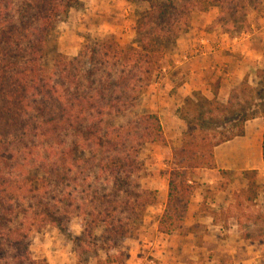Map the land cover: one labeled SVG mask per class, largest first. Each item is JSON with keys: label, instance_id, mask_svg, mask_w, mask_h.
I'll return each instance as SVG.
<instances>
[{"label": "trees", "instance_id": "trees-1", "mask_svg": "<svg viewBox=\"0 0 264 264\" xmlns=\"http://www.w3.org/2000/svg\"><path fill=\"white\" fill-rule=\"evenodd\" d=\"M77 1L0 0V264H48L31 255L29 241L36 225L51 224L70 236L74 217L88 238L102 226L110 237L124 238L155 204L138 181L139 153L145 144L167 141L159 114L141 115L135 127L139 133L133 137L128 127L110 135L102 125L110 111L135 105L162 69L166 37L157 32L174 37L186 24L181 16L167 31L160 24L149 29L141 23L137 47L96 42L71 58L58 53L48 70L50 36ZM244 1L198 0L182 11L190 15L205 4L219 5L218 23L224 25L230 16L244 30L250 6ZM171 7L170 1L160 14ZM253 91L259 93L258 100ZM217 94L216 89L213 98L193 92L177 109L187 128L167 172L168 197L158 225L162 233L183 226L197 187L195 176L215 168V147L244 136L249 120H264V92L252 89L246 79L228 101L218 100ZM262 148L264 160V131ZM87 151L98 162V172L82 175ZM244 176L248 187L233 194L238 207L256 203L260 195L258 171L246 170ZM107 259L97 264H110Z\"/></svg>", "mask_w": 264, "mask_h": 264}, {"label": "rangeland", "instance_id": "rangeland-1", "mask_svg": "<svg viewBox=\"0 0 264 264\" xmlns=\"http://www.w3.org/2000/svg\"><path fill=\"white\" fill-rule=\"evenodd\" d=\"M170 1L172 7L164 15H161L160 12L164 10V6L169 4ZM170 1L78 0L70 13L61 20L57 29L51 34L45 61L48 70L53 68L54 60L58 53L71 58L77 56L84 46H93L96 42L112 40L121 46L133 45L137 47L140 38L137 30L140 28L141 23L148 24L149 29L157 28L158 24H160V30L167 31L175 23L174 19L181 16L182 25H188L187 27L186 25L180 27L184 30L175 34V39H169L170 41L167 38L173 37L172 33L157 32L163 38L166 37L163 42L161 72L159 71L147 91L140 95L135 105L121 111H110L104 117L102 125L104 128L110 129V135L114 133L113 130L116 128L128 127L131 129V136L133 137L139 133V128L135 129V127L141 115L147 113L160 115L167 141L165 143H148L140 148L139 163L141 164V171L138 180L141 189L145 191V195L150 196L151 193V197L155 198V206L152 207L157 206V208L153 209L149 206L150 208L148 207L145 210L142 218L133 223L130 235L124 238L110 237L103 226L99 227L88 238L89 236L86 237L87 234L84 233L80 220L74 217L68 228L70 236L51 224L43 227H41L42 225H36L29 241L31 255L36 261L45 260L48 264H97L98 262H106L109 257L110 264H130V257L135 259L137 256L144 257L148 261H158L147 249L146 245L148 243L146 241H148L149 237H154L155 244L159 245L162 243V236L156 231H152L160 216V206L158 205L163 198V192L160 190L164 185L167 184L168 186L169 178L167 172L172 166V153L175 148L181 145L183 133L187 128L186 122L178 117L177 109L174 111L173 105L170 106L171 108L169 106L162 108L161 106V96H164L158 84L161 85L163 82L164 68L169 66L175 55L185 52L187 49L186 41L190 39L186 37V33L195 32L200 34L201 32H214L217 30L228 33V30L229 36L234 37L252 30L250 19L257 24L264 22V0L244 1L247 4L250 3V6L246 5L249 26L244 30L240 29L243 25L231 23L230 16H226L230 23L226 22L224 25L218 23L217 19L221 13L219 5L203 4L204 7L202 8L204 10L198 9L190 15H186L183 13L182 8L184 9V6L189 2L198 0ZM213 9L218 10V15L216 14L214 21L209 25L207 21L202 20L201 16L205 13L212 16L211 12L209 13L208 11ZM212 19L210 17L208 20ZM195 21H197L196 24ZM196 26H198L197 29H195ZM258 34L255 36V43L258 44L257 51L259 50V53L253 56L249 55L248 59H246L245 67H249L247 74L234 88L226 89V94L221 92L219 93L220 95L217 94L218 100L222 102L228 101L233 92L240 90L244 79L247 80L252 89H262L264 92V29ZM224 52L227 53L226 50ZM236 56L238 55L235 54L234 57ZM109 68L111 67L108 66L107 69ZM260 70L263 71L261 72ZM103 78L105 77L103 76ZM217 87V85H213L212 91L218 90ZM251 94L258 100L257 96L259 93L253 91ZM260 122H262L261 117L249 120L246 124L256 130L257 128L259 129L258 125ZM122 133H126V129ZM249 135L254 140H261V132L255 134L251 131ZM84 157L86 159L83 162L85 167L82 175L98 172L96 165L98 162L90 159L92 158V153L87 151ZM201 172L202 170L195 176L197 187L196 192L194 191V196L204 195L205 199L199 205L202 211L208 212L211 208L208 203H211L212 199L215 198V194L227 182L228 175L223 176L224 180H218L214 185L215 188L205 189L201 188L202 184L199 180ZM258 176H260L261 189L256 203L249 204L244 202L243 205L238 207L229 198V202L224 206L222 205L223 210L219 211L217 217L222 223L228 224L227 229L224 228V230L217 233L212 231L203 232V228H200L198 224L185 225L184 223L177 231L180 235L187 236L192 233L196 236L193 242L189 241L186 244L190 264H264V169ZM120 195L121 197H119ZM115 196H117L119 202L124 200L121 193L116 192ZM73 212L71 216H75L76 211ZM121 216L125 220L127 214L123 213ZM230 223L236 224V226L231 227ZM229 229L232 230L229 231ZM193 243L196 245L194 249L191 248ZM179 253L178 250V255ZM192 257L196 259L194 260Z\"/></svg>", "mask_w": 264, "mask_h": 264}, {"label": "crops", "instance_id": "crops-1", "mask_svg": "<svg viewBox=\"0 0 264 264\" xmlns=\"http://www.w3.org/2000/svg\"><path fill=\"white\" fill-rule=\"evenodd\" d=\"M208 12H211L212 16L205 13L201 17L203 21L205 20L207 24L211 25L216 14L218 15V10L213 9ZM210 17L213 19L208 20ZM250 21L252 30L240 36L231 37L228 33L219 30L214 32H201L200 34H196L195 32L186 33V37L190 39L186 41L187 49L185 52L175 55V58H173L169 66L164 68L162 84L160 85L157 83L158 86H160V90L163 91L164 97L161 96L162 101L160 100L162 108L173 105L175 111L182 106L186 97L196 91L202 92L205 96L212 98L214 97V92L212 91L213 85L218 86V94L220 92L226 94V89L234 88L238 85V82L244 78L249 70V67H245L244 64L246 59H248L249 55L253 56L259 53V50L257 51L258 44L255 43V36L259 35L258 33H261L264 29V22H261L262 24H257L251 19ZM196 23L197 21H195V24ZM197 27L198 26H196L195 29H197ZM201 38L206 40V44L203 47L204 51L195 55L194 49L200 45L199 40ZM225 50L227 53L224 52ZM235 54L238 56L234 57ZM185 55H188L189 58L184 59ZM235 58H237V60H235ZM258 126L259 129L257 128L254 130L246 124V133L244 136L235 137L215 147V168L202 169L199 179L202 184L201 188H215L214 185L218 180H224V175L221 173L222 171H225V175H228L227 182L224 184L226 187H221L215 194V198L212 199L211 203H208L211 207L208 212L202 211L199 205V203L204 201V195L199 194V196L196 197V195L194 196L195 191L189 203L188 212L184 221L185 225L198 224L200 228H203V232L212 231L216 233L224 230V228H228V224L219 221L217 214L219 211L223 210L222 207L229 202V198H231V202L234 201V192L248 187V180L244 176L246 170H257L259 175L262 169H264L262 148L264 131L263 118ZM251 131L255 134L261 132V140H254L253 137L249 135ZM259 177L260 176H257V180L260 184ZM168 190L167 184L160 190L163 192V198L158 205L160 206V216L158 215L159 219H157L156 226L152 230L162 236V243L159 245L157 243L155 244L154 237H149L147 239L148 241H146L148 243L146 245L147 249L150 250V253L156 257L158 261H148V259L144 257L137 256V260L136 258L133 259V257H130V264L191 263L188 258L189 252L186 251V244H188L189 241L193 242L196 236L192 233L189 234L190 232L188 233L190 236L180 235L177 232L178 230L171 234H165L158 230L159 220L166 206ZM152 206L150 207L153 209L157 208V206ZM229 225L231 227L236 226V224L232 223ZM231 230L229 229V231ZM195 247L196 245L193 243L191 248L194 249ZM178 250L181 255L180 253L178 255ZM192 259L195 260L196 258L192 257Z\"/></svg>", "mask_w": 264, "mask_h": 264}, {"label": "built area", "instance_id": "built-area-1", "mask_svg": "<svg viewBox=\"0 0 264 264\" xmlns=\"http://www.w3.org/2000/svg\"><path fill=\"white\" fill-rule=\"evenodd\" d=\"M199 46H197L195 49H194V53H195V55L196 54H199V53H202L203 51H204V45L206 44V40H204V38H201L200 40H199ZM189 58V56L188 55H185L184 56V59H188Z\"/></svg>", "mask_w": 264, "mask_h": 264}]
</instances>
